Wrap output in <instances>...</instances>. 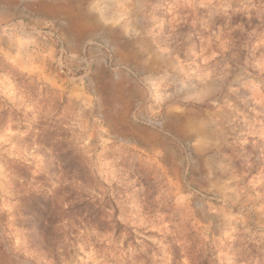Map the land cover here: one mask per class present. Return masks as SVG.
<instances>
[{
  "label": "clouds",
  "instance_id": "obj_1",
  "mask_svg": "<svg viewBox=\"0 0 264 264\" xmlns=\"http://www.w3.org/2000/svg\"><path fill=\"white\" fill-rule=\"evenodd\" d=\"M136 9L137 0L88 5L130 39L152 37L142 49L147 122L177 126L163 140L129 137L105 122L75 56L5 29L0 124L13 118L19 133L0 140V249L8 264H79L93 242L96 264H172V251L182 264L185 240L215 243L229 234L232 213L249 211L235 194L249 176L235 149L259 143L248 137L264 140V0H177L172 31L194 29L195 42L181 41L166 60L152 50L159 33L131 27ZM26 57L39 70H22ZM258 254L264 264V248Z\"/></svg>",
  "mask_w": 264,
  "mask_h": 264
},
{
  "label": "rangeland",
  "instance_id": "obj_2",
  "mask_svg": "<svg viewBox=\"0 0 264 264\" xmlns=\"http://www.w3.org/2000/svg\"><path fill=\"white\" fill-rule=\"evenodd\" d=\"M92 0H0V41L10 43L5 29L14 30L21 40H34L46 49L63 51L76 57L77 75L83 76L95 112L105 122L123 130L129 137H148L163 140L177 135L175 122L152 125L147 122V105L150 103V86L142 78L144 61L148 53L142 51L152 37L130 39L121 27L101 23L99 14L88 12ZM177 0H137L136 15L131 27L147 26L159 33L158 55L168 57V50L181 41L195 42L194 29L180 28L173 32L169 12ZM107 19L114 20L109 12ZM147 18V19H146ZM154 18V19H153ZM35 47V45H33ZM20 48L19 43L12 49ZM57 59H60L59 55ZM39 63L25 58L22 70L37 71ZM2 78V73H0ZM251 103V102H250ZM18 135L13 118L0 124V140ZM244 137H241L243 139ZM256 139L257 145L249 143L237 148L241 174L249 173L247 184L235 189V194L249 211L232 213V228L215 243L201 239L193 243L185 240L186 249L182 264H260V249L264 248V175L260 174L264 163V140ZM251 165V167H249ZM195 166V165H194ZM127 247V241H125ZM98 246L83 247L79 252V264H96ZM176 264L174 251L169 253ZM0 261L8 264L7 254L0 249Z\"/></svg>",
  "mask_w": 264,
  "mask_h": 264
}]
</instances>
